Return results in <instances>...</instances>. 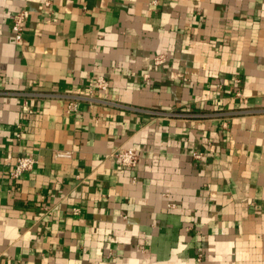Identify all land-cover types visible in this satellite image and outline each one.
<instances>
[{"label":"crops","instance_id":"0c3cea01","mask_svg":"<svg viewBox=\"0 0 264 264\" xmlns=\"http://www.w3.org/2000/svg\"><path fill=\"white\" fill-rule=\"evenodd\" d=\"M0 264H264V0H0Z\"/></svg>","mask_w":264,"mask_h":264},{"label":"built area","instance_id":"2783aa9c","mask_svg":"<svg viewBox=\"0 0 264 264\" xmlns=\"http://www.w3.org/2000/svg\"><path fill=\"white\" fill-rule=\"evenodd\" d=\"M29 17V11L27 9H21L13 16L12 20V29L15 33V38L20 40L23 37V29L24 23L27 21ZM162 61V57H157L156 62L160 63ZM109 87L108 80L103 76L97 77L95 80L91 81L89 88L82 92L74 95L72 100L67 104L66 110L68 112L76 111L78 109V105L81 101H93L95 100V96H93V92L95 91H107ZM241 96V93H237ZM32 112V110H29ZM18 135V134H17ZM59 156H70L68 152H60ZM202 156L201 152H195L194 157L196 159H200ZM111 157H113L117 163L121 167L125 168H134L138 165L140 160V153L136 147L128 146V147H119L115 149L111 153ZM36 163V159L32 154H23L18 156L14 168L11 172V177L13 179H19L24 173L30 171ZM200 260V258L198 259Z\"/></svg>","mask_w":264,"mask_h":264}]
</instances>
